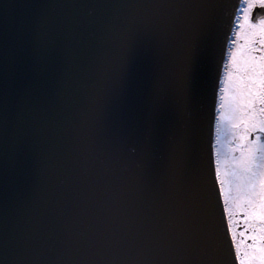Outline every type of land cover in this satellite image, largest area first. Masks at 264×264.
<instances>
[{"label":"snow or ice","instance_id":"6c2138e0","mask_svg":"<svg viewBox=\"0 0 264 264\" xmlns=\"http://www.w3.org/2000/svg\"><path fill=\"white\" fill-rule=\"evenodd\" d=\"M252 9L264 14V0H248L239 27L249 23L264 37V15L257 18ZM252 20L256 23H250ZM105 27L108 39L102 52L78 55L68 35L48 16L41 14L29 22L30 46L55 69L52 93L38 97L31 87L13 90V37L6 25H0V246L7 249L10 242L19 241L23 249V255L11 260L0 258V264H226V251L214 245L190 258L192 245L203 239L196 224L167 216L162 228L150 226L134 202L128 201L117 179V174L124 177L117 147L121 102L132 96L142 116L149 117L141 120L138 129L143 162L132 176L137 199L145 191L157 189L173 197L188 181L189 117L204 28L188 24L172 33L149 18H130L119 25L109 22ZM256 35L252 34L253 43ZM242 70L237 85L240 120L247 133L261 135L242 152L234 175L246 213L264 222V55L245 60ZM57 129L62 130L58 137L61 150L84 169L79 176L83 190L75 196L69 220L85 218L94 210L98 220L107 215L112 223L103 247L89 253L66 245L56 259L43 261L33 257L29 246L39 226L35 198L22 195L14 176L26 153L33 160V177L46 166L37 138ZM158 129H163V137L156 134ZM217 179L223 193L225 180L220 177L219 160ZM65 231H70V223ZM260 239L264 242V236ZM178 251L183 255H177ZM260 252L264 264V247Z\"/></svg>","mask_w":264,"mask_h":264},{"label":"water","instance_id":"95a60500","mask_svg":"<svg viewBox=\"0 0 264 264\" xmlns=\"http://www.w3.org/2000/svg\"><path fill=\"white\" fill-rule=\"evenodd\" d=\"M240 0H0V25H6L16 55L13 90L22 92L31 87L38 97L50 95L55 80L54 66L39 59L29 44L27 25L44 14L68 35L78 55L96 52L106 46L108 33L105 25L121 24L130 18H149L157 27L172 33L186 25L204 28L206 35L198 52L195 67V94L192 115L189 117L188 141L191 173L181 193L168 197L164 190L145 191L137 199L132 190L133 175L143 162V145L138 138L142 119L148 115L138 111L132 96L122 102L119 129L120 173L117 179L128 201L143 215L149 225L162 228L167 216L181 222L196 224L203 239L192 245L193 255L200 249L214 245L227 253L226 264H238L225 220L224 209L216 179L213 132L215 105L226 43ZM253 9L252 14L257 15ZM255 15V16H256ZM75 87V85H74ZM163 137V129L157 130ZM62 130L44 131L37 142L46 166L35 177L32 157H21L14 176L17 189L25 198H35L34 214L39 226L33 234L30 249L33 257L43 261L57 258L66 245L74 251L91 253L109 240L107 228L112 221L105 215L98 220L93 210L85 218L72 217L75 196L83 190L79 179V162L64 153L58 137ZM70 223V231L65 225ZM23 255L19 241L10 242L7 249L0 246V258L9 260ZM177 255H183L178 251Z\"/></svg>","mask_w":264,"mask_h":264},{"label":"rangeland","instance_id":"374dc122","mask_svg":"<svg viewBox=\"0 0 264 264\" xmlns=\"http://www.w3.org/2000/svg\"><path fill=\"white\" fill-rule=\"evenodd\" d=\"M238 55L235 56L236 60ZM236 60L232 59L231 61V66L233 67V73H231L230 76H233L234 80H236L237 77V72H234ZM240 68H242V66L238 67L237 69ZM230 93H233V98L235 102L233 104L230 103L231 101ZM238 99H239L238 88L236 85L233 86L224 85L221 87L218 97V103L216 105L217 119L215 121V130H214L215 133L213 138L216 166H217V161L219 160L220 177L225 180L223 186V193H222L223 204L225 208H227L228 211H230L231 213L246 211L243 205L238 204L234 201L232 197V189L235 190L234 192L236 193L235 198L238 199L239 197L240 200L242 193L240 194L237 192L236 180L234 175V173L238 171L236 161H238L241 158L242 152H245L252 142L250 141L248 143V146L246 145L247 148L244 149L243 147L240 148V145H237V142L235 140L236 138L241 137L243 130L240 127L244 126V124L241 123L240 113L237 109ZM226 195L228 196L227 204L225 203ZM234 218H236L235 215ZM244 228H248L249 232L244 233ZM238 231L240 233H243L246 237L250 238L251 240H253V236H255L257 240L262 236H264V226L259 224L256 221V218H253L251 215L249 218H246V221L243 222L242 229ZM261 247H264L263 243H258L257 245L249 244L248 247L242 246L241 260L244 261V264H258V260H259V264H261L262 263L261 260L259 258H256L257 253L261 255L260 252ZM237 251L238 249H235L236 254ZM239 262L241 264L240 260Z\"/></svg>","mask_w":264,"mask_h":264},{"label":"flooded vegetation","instance_id":"af4514ba","mask_svg":"<svg viewBox=\"0 0 264 264\" xmlns=\"http://www.w3.org/2000/svg\"><path fill=\"white\" fill-rule=\"evenodd\" d=\"M247 2L248 0H241L240 1V11L238 14V18L234 22V25L232 27L229 41L227 45V50L223 62V72H222V81H221V87L222 86H233L238 85L240 76L244 75V72L242 68L237 69L238 67H241L245 60H250V58L255 55L257 57L264 55V45H262L261 40H264V37H261L259 35V28L253 29L250 27L249 23H245L243 28H240L239 25L241 23H244L243 17L245 15V9L247 8ZM253 10V9H252ZM251 10V14H252ZM256 15V14H255ZM262 14L258 11L256 17L259 18ZM240 17V20H239ZM250 23H256L255 20L250 21ZM239 33V35H237ZM256 33L255 36V42L253 43V36L252 34ZM254 49H260V51H254ZM239 54V55H238ZM237 56V60L235 56ZM232 59L236 60L235 63V71L237 72L236 80H234L233 76H230L231 73H233V67L231 66ZM236 83V84H235ZM221 89V88H220ZM230 90V89H229ZM237 93V92H236ZM231 95V101L230 103H235L233 98V93H230ZM237 104V103H236ZM242 128V134L241 137L236 138L237 145H240V148L243 147L244 149L247 148L248 143L250 141H254L256 139L257 135H261L258 132L254 133H247L245 131V127L241 126ZM246 137V138H245ZM264 142V141H262ZM247 145V146H246ZM235 190L232 189V197L234 201L238 204L242 205L241 197L239 200L235 198L236 193H234ZM241 194V193H240ZM238 195V194H237ZM226 209V208H225ZM234 215L236 218H234ZM250 214L246 213V211H239L237 213H231L230 211H226V218L228 223L229 232L231 235L232 243L235 249H238L239 251V260L241 261V253H242V246H249V244L257 245L258 243H263L261 239L258 240H251L250 238L246 237L243 233H240L238 230H241L243 227V222L246 221V218H249ZM256 221L264 226V222L260 221L259 219H256ZM249 229L244 228V233H248ZM240 248V249H239ZM260 254H256V258H259ZM259 264V260H258ZM262 264V263H261Z\"/></svg>","mask_w":264,"mask_h":264}]
</instances>
